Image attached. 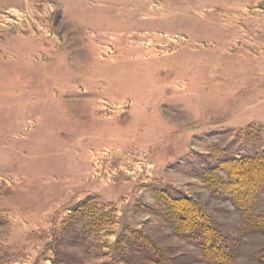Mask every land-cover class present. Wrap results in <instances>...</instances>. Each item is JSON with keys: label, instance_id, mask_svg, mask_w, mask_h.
<instances>
[{"label": "rangeland", "instance_id": "374dc122", "mask_svg": "<svg viewBox=\"0 0 264 264\" xmlns=\"http://www.w3.org/2000/svg\"><path fill=\"white\" fill-rule=\"evenodd\" d=\"M0 264H264V0H0Z\"/></svg>", "mask_w": 264, "mask_h": 264}]
</instances>
